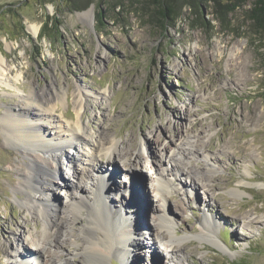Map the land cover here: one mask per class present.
<instances>
[{"label": "rangeland", "instance_id": "rangeland-1", "mask_svg": "<svg viewBox=\"0 0 264 264\" xmlns=\"http://www.w3.org/2000/svg\"><path fill=\"white\" fill-rule=\"evenodd\" d=\"M74 1L79 0H0V58L12 68L8 77L14 86L0 85V264H13L15 250L33 256L45 224L27 212L25 194H17L20 170L29 160L9 137V128L3 130L2 118L8 110L18 111L22 97L31 93L55 99L65 92L53 116L69 127L79 116L78 88L86 90L80 114L89 135L106 132L128 150L134 139L138 142L127 157L130 163L116 158L104 170L86 171L80 182L84 193L72 194L91 196L92 178L102 177L110 180L106 194L112 204L144 221L143 234L132 237L137 246L131 247L129 264H177L182 254L183 264H264V33L247 17L254 0H201L204 20L198 7L188 6L190 0H91L79 10ZM162 2L179 13L167 30L159 13ZM228 4H235V11ZM91 9L95 17L89 23L81 14ZM17 74L22 78L16 82ZM143 138L150 142L143 144ZM183 148L190 155H182ZM171 152L180 163L176 168L196 176L176 173L166 158ZM58 153L56 182L62 177L74 183L73 170L85 168L77 150L64 146ZM137 154L152 169L149 177L122 168L134 167ZM161 176L172 181L169 193L156 182ZM48 188L41 196L56 198L58 207L64 206L62 218L71 219L67 190L58 187L53 195ZM161 194L168 199L177 235L192 237L168 256L151 248L150 229L162 226ZM206 216L218 225L217 245L196 236ZM85 218L64 226L65 241L74 232L82 245ZM74 248L68 242L47 249L64 264L66 258L69 264H87L86 257H72ZM17 261L38 264V259ZM102 262L128 264L115 255Z\"/></svg>", "mask_w": 264, "mask_h": 264}, {"label": "bare ground", "instance_id": "bare-ground-1", "mask_svg": "<svg viewBox=\"0 0 264 264\" xmlns=\"http://www.w3.org/2000/svg\"><path fill=\"white\" fill-rule=\"evenodd\" d=\"M81 17L89 23H92L95 17L94 11L90 10L85 12L81 14ZM31 31L34 35H37L38 28L34 26ZM11 70L12 68H9L6 60L3 57L0 58V85L14 88L12 79L8 77V73ZM21 78L22 74L13 76L16 82ZM83 91L86 90L78 88L76 97V105L79 110L78 120L69 127L63 126L62 122L57 121L53 116V113L57 109V103L63 96L65 97L67 95L65 92V94L57 93L55 99L54 97L49 99L44 98V94L41 99L39 93H31L26 98L22 97L18 111L8 110L2 118L3 130L6 132L7 128H9V137L18 146L19 150L23 152V158L29 160L27 167L20 170L22 182L19 183L17 194H25L22 202L28 213L42 217L45 220L42 236L38 235L39 233L36 236V248L33 250L35 252L33 256H29L31 254L30 252L25 254L24 252L15 250L13 251V256L11 255L12 259L15 260L13 264H27L26 261L18 262L17 260L30 258L33 260L38 259L35 262L38 264H42L43 261H49L50 259L53 260L52 264H64L63 261H57V259L63 257H53L49 254L47 248H57V246H62L65 243L68 244V242L75 247L72 252V257H86L87 260H84L87 264H103L102 261L108 260L112 255L122 258L125 263L129 264L130 257L132 256L130 252L131 247L137 246L132 240V237L143 234L142 228L145 225L142 222L144 221H141L137 217H132V215H136L135 213H129L121 207H116L108 198L106 189L110 180L102 177L96 179L95 176L92 178L91 196L85 194L80 198L72 195L75 191L84 193L85 188L80 182H82L83 177L86 175V171L94 170L98 167L104 170L110 162L114 163L116 158H120L123 162L129 161L130 163L131 159H127L129 152L131 151L132 153V150H136L138 147L136 139H134L132 149L128 150L125 147H121L119 140L112 139L106 132H99L97 138L88 134L82 122V115L80 114L81 110L85 108L83 98L86 94ZM198 125L197 123L193 124V127L196 128ZM46 128H51L54 131L53 135L48 134ZM188 140L186 141V145L191 146ZM142 141L143 144L150 142L148 138H143ZM64 146L76 149L85 167L83 171L73 168L74 183H68L62 177H60L61 181L56 182V178L59 176L58 167L60 164L58 150L64 148ZM185 153L188 156L191 152L188 149H184L182 155H185ZM168 157L172 159L171 161L175 164V168L180 165L175 160L174 152H171L169 155L167 154L166 158ZM74 158L71 159L73 167L75 165ZM135 159L138 163H135L134 167L132 165L130 166V164H123L122 168L137 170V172L145 177H149L152 169L146 168V165L142 163V156L137 154ZM118 169V167H115L116 171ZM180 172L182 174L187 173V176H196L190 169L186 170L184 168L181 170L180 168H176V173ZM212 172L213 169H210L209 173L212 174ZM196 178H194L195 180L193 179L195 189L199 186ZM206 181L210 182L209 180ZM156 182L159 188L166 190L167 193L172 188L171 179L167 180L161 176L156 179ZM47 186L49 187L48 191L53 195L58 187H62L64 191L67 190L70 198L71 219L62 218L65 212L63 211L64 206L60 209L56 204V198L41 196V192ZM190 194L194 195L196 193L190 192ZM161 198L162 207L157 212H159V222L162 226L161 228L155 226L150 229L153 231V244L151 248L153 253L159 256H168L175 253L177 248L182 249V243L189 241L192 237H180L177 235L174 215L168 214L167 211L166 204L168 199L165 194H161ZM140 199L144 201V198L141 197ZM130 205L129 207H133V204ZM139 213L141 214L142 212ZM83 215L86 217L84 220H87V222L83 223L80 228L83 236L82 245L78 243L81 240L75 237L74 232L72 233V238L65 241L63 234L64 226L71 228V225L73 224L74 226L82 219ZM61 219L63 222H61ZM146 221L148 220H145V223ZM148 224L151 225L149 221ZM217 228L218 225L214 222V219L206 216L204 225L201 226L200 232L196 236L201 242H210L213 245H217L218 242L215 239L214 231ZM162 229L166 231L163 234ZM20 240L23 239L21 238ZM65 261V264L71 262L68 258ZM185 262L183 254L181 257H177V264H183Z\"/></svg>", "mask_w": 264, "mask_h": 264}, {"label": "trees", "instance_id": "trees-1", "mask_svg": "<svg viewBox=\"0 0 264 264\" xmlns=\"http://www.w3.org/2000/svg\"><path fill=\"white\" fill-rule=\"evenodd\" d=\"M167 3V1L169 0H163ZM171 1V0H170ZM174 1V0H173ZM248 0H244V2L247 3ZM165 2L160 5L159 9V13L161 15V23H162V27L163 25H165L166 27H164L165 30H167V27L174 26V23L176 21V19L179 17V13L177 11H175V9L173 10V8L171 9V7L167 4H165ZM172 2V1H171ZM201 2V0H190L188 6L193 7L195 10H197L196 7H198V12L197 14L200 15L201 19L204 20L203 15L201 14V10L199 8V3ZM240 2V0H239ZM91 3H93V1L91 2V0H87V2H83V0H79V1H74V8L76 10H79L81 8H87V6L91 5ZM176 3H178V0H176ZM177 4H174V8L177 7ZM179 10L180 5L178 6ZM227 8L230 11H235L236 9V5L235 4H228ZM247 17L248 20L251 22V25L256 28L259 34L264 33V0H254L253 6L252 8H250L247 11ZM204 22V21H203ZM169 25V26H168Z\"/></svg>", "mask_w": 264, "mask_h": 264}, {"label": "water", "instance_id": "water-1", "mask_svg": "<svg viewBox=\"0 0 264 264\" xmlns=\"http://www.w3.org/2000/svg\"><path fill=\"white\" fill-rule=\"evenodd\" d=\"M92 10V9H91Z\"/></svg>", "mask_w": 264, "mask_h": 264}]
</instances>
